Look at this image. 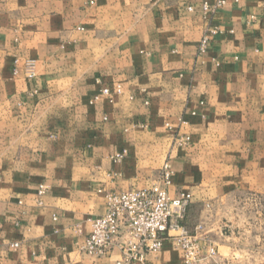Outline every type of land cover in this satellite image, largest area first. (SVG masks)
<instances>
[{
	"label": "crops",
	"instance_id": "0c3cea01",
	"mask_svg": "<svg viewBox=\"0 0 264 264\" xmlns=\"http://www.w3.org/2000/svg\"><path fill=\"white\" fill-rule=\"evenodd\" d=\"M217 1L0 0V264H116L91 220L165 163L201 264H264V0ZM146 264L184 262L168 238Z\"/></svg>",
	"mask_w": 264,
	"mask_h": 264
},
{
	"label": "built area",
	"instance_id": "2783aa9c",
	"mask_svg": "<svg viewBox=\"0 0 264 264\" xmlns=\"http://www.w3.org/2000/svg\"><path fill=\"white\" fill-rule=\"evenodd\" d=\"M223 0L213 5L203 3L202 13L212 14L224 5ZM192 11V7L187 8ZM220 33L218 28L210 29L198 43V54L202 55L209 44L210 37ZM27 78L34 77L32 62L25 63ZM115 94L121 93L116 86ZM108 89H102L91 103L99 100L100 96H110ZM188 136L177 139L179 145H187ZM124 153L115 157L119 161ZM172 182V170L165 163L159 171L158 178L149 187L129 190L124 193H108L105 196L107 212L91 220V232L84 240L81 250L88 256L103 257L112 246L120 250V260L116 264H146V256L161 250L163 242L171 239L174 246L181 251L184 264H201L212 261L217 256L213 243L201 236V227L194 232L188 231L182 224L186 210L191 201V195H181L170 199L168 188ZM46 192V187L40 186L37 196ZM174 233V235H170ZM17 247L16 244L13 245Z\"/></svg>",
	"mask_w": 264,
	"mask_h": 264
},
{
	"label": "rangeland",
	"instance_id": "374dc122",
	"mask_svg": "<svg viewBox=\"0 0 264 264\" xmlns=\"http://www.w3.org/2000/svg\"><path fill=\"white\" fill-rule=\"evenodd\" d=\"M194 232V231H193Z\"/></svg>",
	"mask_w": 264,
	"mask_h": 264
}]
</instances>
